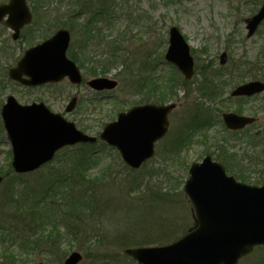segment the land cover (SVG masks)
<instances>
[{
  "label": "rangeland",
  "instance_id": "rangeland-1",
  "mask_svg": "<svg viewBox=\"0 0 264 264\" xmlns=\"http://www.w3.org/2000/svg\"><path fill=\"white\" fill-rule=\"evenodd\" d=\"M262 1L42 0L36 12L29 3L34 20L21 34L33 40L14 41L13 32L0 25V110L10 95L22 105L44 103L78 130L97 137L120 113L144 102L160 101L165 95L163 102L156 103L175 101L178 106L170 116L168 135L156 147V156L139 171L129 172L116 150L100 144L91 148L96 150L98 160L96 165L84 164L89 165L84 179L57 185L49 192L52 179L62 175L59 170L52 172L59 167L57 160L64 155L61 153L51 165L24 175L27 185L22 192L27 205L23 207H18L22 203L8 205L11 186L16 183L6 178L0 186V264H64L74 252L82 255L79 264H137L126 256L127 249L165 245L192 228V206L183 187L190 166L201 163L208 152L223 161L239 182L264 184V94L244 102L245 114L259 119L245 134L231 135L219 122L212 125L213 115L221 120L225 111L243 109L239 102L229 99L237 85L254 76L264 78V24L251 39L246 38L245 29V20L257 13ZM6 2L0 0V4ZM95 10L103 15H93ZM73 24L76 31L72 33L71 47L81 60L88 61L82 67L81 85L65 80L53 86L26 88L9 80V69L27 49L54 35L59 28L68 29ZM173 26L181 30L195 59L197 72L190 83H184L177 70L165 62ZM86 30L93 34L89 39L85 37ZM96 30L100 35L95 36ZM222 52L229 56L224 70L219 67ZM98 60H109V64L104 62L106 66L102 68ZM224 74L227 76L219 77ZM98 77L116 80L118 87L97 92L87 82ZM204 80L213 81L218 92L223 91L217 101L200 98L198 91H203ZM173 86L177 89L173 90ZM168 89L177 93V98L170 96ZM74 97L78 98L76 107L67 113ZM190 122H202V130L192 142L186 137ZM2 124L0 116L3 172L8 164L11 166L12 151ZM257 133L261 136L256 139ZM111 165L113 174L101 176L100 172ZM97 185L101 187L96 188ZM70 187L79 193L73 195ZM87 187L95 189L91 198L95 208L92 204L79 206L84 212L81 218L88 224L77 225L76 217L67 220L64 215L87 196ZM55 199L61 208L51 201ZM25 220L31 222L25 225ZM36 223L41 225L38 229L30 228Z\"/></svg>",
  "mask_w": 264,
  "mask_h": 264
},
{
  "label": "water",
  "instance_id": "water-1",
  "mask_svg": "<svg viewBox=\"0 0 264 264\" xmlns=\"http://www.w3.org/2000/svg\"><path fill=\"white\" fill-rule=\"evenodd\" d=\"M7 16V25L19 38L20 30L32 21L26 0H10L0 7V22ZM264 21V5L258 14L247 20L248 37L254 35ZM70 33L58 31L46 42L28 50L9 76L25 86L57 83L68 77L80 84L77 65L68 59ZM166 60L191 79L194 60L190 47L173 27L170 30ZM227 55L221 56L226 64ZM96 90L114 89L116 82L98 79L90 83ZM264 91V84L252 82L240 86L233 96H252ZM74 99L68 107L72 111ZM170 106H141L119 115L105 127L100 138L115 147L123 160L139 169L154 155V146L168 132ZM2 120L13 150L12 167L18 174L30 173L52 161L66 146L95 143L97 138L77 130L73 123L52 113L43 103L23 106L14 96L2 108ZM231 130H241L255 119L235 114L224 115ZM3 178L0 177V185ZM195 212V229L179 241L163 247L128 249L126 254L138 264H238L255 247L264 246V186L250 187L237 183L225 169L207 157L202 164H193L185 185ZM82 257L73 253L65 264H79Z\"/></svg>",
  "mask_w": 264,
  "mask_h": 264
},
{
  "label": "trees",
  "instance_id": "trees-1",
  "mask_svg": "<svg viewBox=\"0 0 264 264\" xmlns=\"http://www.w3.org/2000/svg\"><path fill=\"white\" fill-rule=\"evenodd\" d=\"M42 0H30L32 6L35 8V12L37 10V8L39 7L38 4L41 3ZM40 8V7H39ZM97 13H99V11L96 12H93V15H97ZM102 13V12H100ZM98 14V15H103L102 14ZM97 15V16H98ZM68 29L75 34V31H76V24H73V27H68ZM89 31H92L91 29ZM89 31L86 30L85 32V37L86 39H89L93 34H90ZM100 31L96 30L95 31V36L97 35H100ZM105 40V39H104ZM77 50L72 48L70 49L69 51V57L74 60L78 66L82 69L83 65H85L88 61H83L80 59L78 53L76 52ZM107 61V64H109V60H105V61H101V60H98V64L104 68L106 65H104L103 63ZM175 82H178L177 80H175ZM143 83V82H142ZM142 83H141V86H140V89L142 88ZM186 83V82H184ZM213 81H206V83H204L203 85V91L204 92H214V90H216L213 86ZM156 89V88H155ZM159 89V88H158ZM177 88H175L173 86V90H175ZM172 89H168V94L170 96H177V93H174ZM166 96L164 95V98ZM173 97V98H174ZM163 99H160L161 102H163L162 100ZM159 99V98H158ZM166 99V98H165ZM91 148H93L91 145H84V146H79L77 147L76 149H73V150H67L66 152L67 153H70L72 152L71 154H65L63 156H61L58 160V165L59 167H56V168H53L52 169V172H56V171H60L62 175H57L55 178L52 179L51 181V188L48 189V191L50 192H53L54 191V188L57 186V185H62L64 184L65 186L66 185H69V184H72L76 178H85L84 176V173L87 171V167L89 166H85L84 164L85 163H91V165H96L97 164V158L95 157L96 155V151L95 150H92ZM9 154H11L9 152ZM77 154V155H76ZM122 163V162H121ZM8 168L5 169L3 172L0 171V176H5L7 177L9 180L15 182L16 184L11 186L12 188V192L10 194V197H8V205H12V204H16V205H21L18 206V207H23L24 205H27V203H24L23 201L25 200V197H24V194L22 192V189L24 186L27 185V182L24 181L25 179V176H17V175H14L13 174V171L11 170V166L10 164L7 165ZM123 166L130 172L131 170H129L124 164ZM112 169H113V165L111 166H108V168L102 173V171L100 172V175L101 176H106L108 174H113L112 172ZM132 172V171H131ZM99 175V176H100ZM100 184V183H99ZM98 184V185H99ZM11 185V184H10ZM95 186L96 188H99L101 186L98 187ZM83 186V185H82ZM93 187V188H95ZM71 190L73 187H70ZM84 190H85V187L83 186ZM24 190V189H23ZM93 190V192H92ZM73 192V195H76L78 194L79 192H75V188L72 190ZM85 194H87V196L84 195V197H82L80 200H78V205H74L72 206L67 212H66V215H64V213L61 215V216H65V218L68 220V219H71L74 217H76V222H77V225H80L81 223H83V226L88 224L85 219H82L81 216H84V212L81 211L80 207L79 206H85V205H93V201L94 200H91V198L95 195V189H92V187H87V192L85 191ZM84 200H87V203H84ZM91 201V203H89L88 201ZM56 205L55 206H59L61 208V205L59 203V200L56 199ZM39 203H35L33 204V207H36ZM92 205L90 207H92ZM93 207L95 208V206L93 205ZM29 210H30V207H28ZM33 213V211H32ZM53 217H48V219H51L52 220ZM47 219V220H48ZM31 221H28V220H25L24 221V224L25 225H28V223H30ZM33 225V224H32ZM76 225V226H77ZM41 225L39 224H34L33 226H30V228H33L35 227V230L36 228L38 229V227H40ZM77 230H79V228H76ZM171 230V228H170ZM170 235H172V232L168 233V237H170ZM75 238L77 237L76 235L74 236ZM256 258V260L254 259ZM264 264V248H261L259 249V251L254 255V257H252L250 260H249V263L248 264Z\"/></svg>",
  "mask_w": 264,
  "mask_h": 264
},
{
  "label": "flooded vegetation",
  "instance_id": "flooded-vegetation-1",
  "mask_svg": "<svg viewBox=\"0 0 264 264\" xmlns=\"http://www.w3.org/2000/svg\"><path fill=\"white\" fill-rule=\"evenodd\" d=\"M260 3H261V5H260V8H261V6H262L263 3H264V0H263L262 2H260ZM260 8H259V9H260ZM246 20H247V19H246ZM246 20H245V25H246ZM263 24H264V23H263ZM245 29H246V31H247V27H246V26H245ZM258 32H259V30L256 32V34H257ZM256 34H255V35H256ZM255 35H254V36H255ZM254 36H253V37H254ZM253 37H251V38H253ZM246 38H247V39H251L250 37H248V31H247ZM238 112H240V109H238Z\"/></svg>",
  "mask_w": 264,
  "mask_h": 264
}]
</instances>
